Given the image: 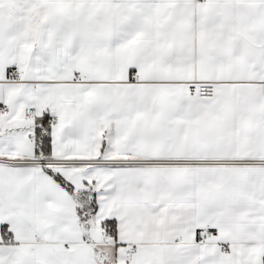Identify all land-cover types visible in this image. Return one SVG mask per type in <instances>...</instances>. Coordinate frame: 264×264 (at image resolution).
Here are the masks:
<instances>
[{
	"label": "snow or ice",
	"instance_id": "6c2138e0",
	"mask_svg": "<svg viewBox=\"0 0 264 264\" xmlns=\"http://www.w3.org/2000/svg\"><path fill=\"white\" fill-rule=\"evenodd\" d=\"M0 264H264V0H0Z\"/></svg>",
	"mask_w": 264,
	"mask_h": 264
}]
</instances>
